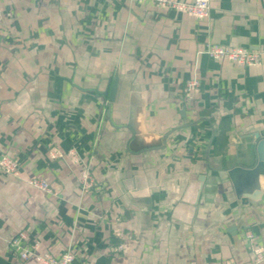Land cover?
Masks as SVG:
<instances>
[{"label": "crops", "instance_id": "0c3cea01", "mask_svg": "<svg viewBox=\"0 0 264 264\" xmlns=\"http://www.w3.org/2000/svg\"><path fill=\"white\" fill-rule=\"evenodd\" d=\"M209 1L198 20L132 0H0V156L19 164L0 169V264H40L9 245L21 231L73 264H243L264 247V165L238 187L229 175L256 167L264 138V0ZM207 43L261 63L211 59Z\"/></svg>", "mask_w": 264, "mask_h": 264}, {"label": "built area", "instance_id": "2783aa9c", "mask_svg": "<svg viewBox=\"0 0 264 264\" xmlns=\"http://www.w3.org/2000/svg\"><path fill=\"white\" fill-rule=\"evenodd\" d=\"M136 2H144L151 4L157 8L165 10H174L177 12L187 13L194 16L198 20H202L208 17L210 10L209 0H193V2H181L178 0H132ZM203 52L214 60H227L243 66H257L261 63L262 53L259 50H252L246 47H233L217 43H207L204 46ZM183 96L188 98L192 95L199 94L201 92V81L198 78H191L187 80L183 86ZM50 155L52 158L63 157L62 152L56 148L50 149ZM68 155L70 158L78 163L80 158L74 152L69 150ZM18 161L17 159L2 154L0 156V169L7 174L13 176L18 175ZM80 187L83 192H89L95 185L92 173L88 166H85L80 173ZM30 186L38 188L40 190L50 192L51 186L48 182L42 178H30L27 180ZM246 237L249 241H253V235L248 232ZM9 245L18 253L21 260L33 259L40 264H73L74 255L72 252L65 250L59 256H55L48 251H38L40 243L38 240L28 242L27 234L24 231L19 232L9 240ZM123 245L119 244L116 250H122ZM252 258L249 262L243 264H258L264 261V247L252 246L251 247Z\"/></svg>", "mask_w": 264, "mask_h": 264}, {"label": "water", "instance_id": "95a60500", "mask_svg": "<svg viewBox=\"0 0 264 264\" xmlns=\"http://www.w3.org/2000/svg\"><path fill=\"white\" fill-rule=\"evenodd\" d=\"M115 89H116V80H114L112 87H111V93H110V98L109 100L112 101L113 100V96L115 93ZM140 104L134 105L131 107V111H130V115H129V126L133 129V132L135 134V138H134V142H132L131 147L133 149H136V147H138L141 143V134H142V130L139 128L140 125V120H138V116H136L139 111H140ZM258 154H259V159H258V163L256 165V167L253 170H248V169H243L240 167H234L229 171V175L231 177V179L233 180V182L237 183L236 186H239V178L242 175H250L251 173L254 172H258L263 168L264 165V138H262L258 144Z\"/></svg>", "mask_w": 264, "mask_h": 264}]
</instances>
